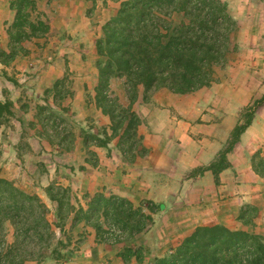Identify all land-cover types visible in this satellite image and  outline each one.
<instances>
[{
  "label": "trees",
  "instance_id": "trees-1",
  "mask_svg": "<svg viewBox=\"0 0 264 264\" xmlns=\"http://www.w3.org/2000/svg\"><path fill=\"white\" fill-rule=\"evenodd\" d=\"M40 1H11L10 8L16 17L8 29V48H0L3 66L9 67L26 55V43L45 39L49 34V21L38 8ZM238 30L224 0L121 2L117 14L102 26L95 41L97 85L93 99L110 124L97 133L91 126L82 129L86 162L97 166L98 156L92 148L111 151L109 145L115 140L116 149L129 163L145 157L148 150L139 133L143 121L134 105L150 102L162 89L184 95L210 87L217 68L224 67L236 49L234 38ZM116 81L120 82L121 94L113 88ZM71 83L65 76L46 91V104L36 105L34 121L18 119L26 126L23 129L26 134H37L49 144L57 145L60 153L71 152L75 142L65 116L69 111L66 101L74 96ZM49 97L54 107L49 104ZM263 106L264 96L242 114L228 146L218 158L193 173L209 170L219 184V174L231 168L227 154L240 142L257 109ZM13 108L11 101H0V119L15 117ZM250 165L264 179V149L250 157ZM45 192L55 205L54 213L38 194L0 175V264L69 262L75 251L71 248L72 241L63 239L67 236V225L73 232L83 222L95 229L100 242L116 245L135 239V248L126 247L121 254L126 263L132 258L142 263L146 256L155 255L161 248L163 240L157 238L161 222L153 215L161 212L164 204L154 209L149 202L152 207H147L148 214L143 206L135 207L126 198L104 192L92 196L86 207L70 187L51 184ZM259 212L254 205L242 204L238 221L243 229L233 230L222 224L199 226L166 255L156 257L153 264H264V235L253 228ZM9 228L12 242L7 241ZM78 234L79 246L83 234Z\"/></svg>",
  "mask_w": 264,
  "mask_h": 264
},
{
  "label": "crops",
  "instance_id": "crops-1",
  "mask_svg": "<svg viewBox=\"0 0 264 264\" xmlns=\"http://www.w3.org/2000/svg\"><path fill=\"white\" fill-rule=\"evenodd\" d=\"M11 1L0 0V41L6 47L10 42L8 28L16 17L15 11L10 8ZM123 1L125 0H42L38 3L40 12L45 14L49 21L48 35L54 33L60 35V45L55 49L72 48L73 45L68 48L70 45L64 44V39H69V36L79 37V40L82 37L81 43L74 49L82 50L83 55H86L85 49L89 50V54H92V59H94L93 67L96 76L90 80H88L89 77H82L83 73L78 74L80 78L72 77L71 90L74 96L66 101L69 111L65 114L75 137L72 151L60 153L57 145L49 144L37 134H26L25 132L23 136L28 135L29 150L22 152L20 146L8 141L10 160L17 163L14 165L9 163L7 169H11V172L1 174V176L13 181L20 188L36 190L35 193L53 213L55 205L47 198L45 190L54 183L70 187L85 207L90 198L99 192L126 198L135 207L140 206V201L144 200L153 204H164L165 208L158 217L162 218L163 223H160L157 236L163 242L155 255L146 256L142 263L134 258L126 263L121 254L126 247L135 248V239L116 245L100 242L95 229L83 222L74 229L83 234V238L73 258L67 264H153L156 257L166 255L171 248L177 246L199 226L222 224L233 230L243 229L244 226L238 221L242 204H250L259 208V216L253 228L257 233L264 235V179L252 169L249 154L253 150L248 147L249 145H245L255 118L252 125L241 136L240 142L227 154L231 168L219 174V184L216 183L213 173L209 170L197 174L193 172L210 166L218 158L224 145H227L237 122L234 127L231 126L228 133L218 120L206 126L190 124L186 129L188 138L193 140L191 135H198L199 140L194 143H185V145H175L173 142H168L166 137L164 138L163 134L170 132L168 127L165 130L157 128L159 123L156 116L163 112L180 113L178 106L182 101L191 104L189 110L193 114H198L196 117L202 114L201 112L206 113L204 116L210 113L214 116L219 114L225 116L226 110L209 108L212 102L211 99L209 100L210 96L207 91L213 90V86L184 95L162 89L152 96L150 102H137L134 105V110L143 121L139 133L143 136L144 146L148 150L145 157L129 163L116 149L117 140H115L109 145L111 151L106 148H92L98 156L97 166H91L86 162V149L81 136L82 129L91 126L93 132L97 133L102 126L108 127L110 124L109 118L97 109L93 99L97 85L95 41L101 34L102 26L117 14L120 3ZM99 10L106 12L107 15L102 23L101 21L97 23L94 16V13ZM79 23L91 24L94 29L88 25L80 29ZM92 29L93 33L90 32ZM91 34H93L92 41L87 37ZM36 44L38 43L25 44L27 54L20 56L11 65L15 66V70H19L16 84L11 82L14 92L9 91L6 96L3 93L0 97V101H11L17 119L21 118L25 122L35 120L36 105L46 104L45 94L48 89H51L65 76H69L71 72L77 75L71 66L69 57L66 56L67 61L64 63H59L58 57L62 51L61 53L55 52L54 61L40 62L41 65H39V61L35 60V51L32 49ZM38 46L39 44L36 45ZM43 46L44 44H41L39 49H44ZM0 66L5 70L11 67L3 66L1 63ZM48 99L49 104L54 107L53 99L51 97ZM24 104L27 107L25 106L23 110ZM261 108L264 106L259 109ZM227 112L228 115L231 114V110ZM19 124L22 129H26L25 125L22 126L20 122ZM1 128L3 125H0ZM172 130L178 132L176 128ZM28 152L31 156H37V159L33 158L34 165L30 168L35 178L29 176L24 178V175L18 173L19 167L22 169L21 165H25L27 158L24 159V157ZM44 156L46 159H42ZM64 170L67 173H63ZM61 174H64L63 178ZM228 208L234 211V221L225 218ZM25 264L37 263L26 262Z\"/></svg>",
  "mask_w": 264,
  "mask_h": 264
},
{
  "label": "rangeland",
  "instance_id": "rangeland-1",
  "mask_svg": "<svg viewBox=\"0 0 264 264\" xmlns=\"http://www.w3.org/2000/svg\"><path fill=\"white\" fill-rule=\"evenodd\" d=\"M224 1L228 3L229 12L237 21L239 26V30L234 38V45L236 46V49L229 55L228 61L224 65V67L217 68L215 81L211 85L213 86V90H208L207 92L209 93L208 96H210L209 100L211 99L212 102V104L209 105V108H217L222 111L226 110L225 116L221 114L214 116V114L211 113L204 116L206 113L201 112V116L199 115L200 117H196L198 114H193L192 112H190L189 109L191 104L187 101H182L181 103H179L178 108L180 113H177L175 111L169 114L167 112L159 113L156 116L158 117L157 122L159 123L157 128L165 130V128L168 127V130L170 132L163 134L164 138L166 137L165 139L168 140V142H173L175 145H185V143L198 142V135H191L193 140L188 138V132L186 129L190 124H192L193 126L196 124L206 126L211 125L212 121L218 120V122H221L223 124L225 132L228 133L231 126L234 127L236 122L238 123V121H240V119L242 118V114H244L247 109L251 108L256 100L264 96V0ZM94 16L96 17L97 23L98 21H101L102 23L107 17L106 12H102L101 10L96 11V13H94ZM79 24L80 29L86 25L93 28L91 24ZM93 29L90 30V32L93 33ZM59 36L60 35H56L54 33L53 35H47L45 39L32 41V43L35 42L39 44L38 47L34 45L32 48L35 51V60L39 61V65H41L40 62L50 63L54 61L56 58V56L54 55L55 52L61 53L62 51V53L58 57L59 63H64L65 61H67L66 56L69 57L71 66L77 73V75H74L71 72L68 76L69 81L72 82V77L74 78L78 76V78H80V75H78L79 73H83L82 77H89L88 80L95 78L96 75L94 74V59H92V54H89L88 49L84 50L86 51L84 52L86 53V55H83L82 50L74 49V47H77L81 43L82 37H80L81 40H79V37L69 36V39H64V44L67 43V45H70L68 48L73 45L72 48L55 49L56 47H58V45H60L61 42V38ZM92 36L93 34H91V36H87L89 37L90 41L93 40ZM2 44L3 43H1L0 41V48L7 49L8 46L6 47L5 44ZM41 44H44V49L42 50L39 49L41 47ZM78 50L79 52H77ZM63 51L66 52L63 53ZM18 74L19 70H15V66L9 67L8 70H5V68H2L0 66V97L1 94L4 93L6 96L7 93L9 94V91L11 92L12 90H14V86L11 84V82H15L16 84V78L18 77ZM8 82L10 84H8ZM113 88L117 93L121 94V86L119 81L113 83ZM32 104L36 105L34 103ZM229 110H231L230 115H228L227 112ZM201 111L203 110L201 109ZM0 124L3 125V128L0 129V175H4L11 172V169H7V165L9 163L12 165L17 163L14 162V160H10V156L8 155L10 151L8 141L13 143L14 145L20 146V148H22V152H27L29 150L28 147L30 142L27 139L28 135L23 136L25 131L20 126L16 116H3L0 119ZM172 128H176L178 132L176 133L174 130H172ZM246 144L249 145L248 147L253 150V152L249 154L250 157L258 150L264 149V108L257 109L255 115V123L246 139L245 145ZM227 146L228 143L227 145H224L222 151H224ZM33 158L37 159V156H31L30 152H28V154L24 157V159H26L25 165H21V167H23L22 169H20L19 167L18 173L24 175V178H26L27 176L31 178L34 177V174H32V172L30 171L32 165H34ZM48 158L50 159L49 156ZM42 159H46V156H44ZM18 165L20 166L19 163ZM64 171L65 172L63 173H67L66 170ZM61 175L63 178L64 174ZM28 191L32 193L36 192V190L33 189H30ZM39 192L41 193L40 190ZM43 199L45 198L43 197ZM149 202L150 201L147 200L140 201V206H143L145 208V212L148 214L149 211L147 207H152ZM157 206L158 204H154V209H156ZM232 210L233 209L228 208L225 218L234 221L235 216L234 211L232 212ZM159 215H161L160 212H157L155 215H153V217H155L157 221L160 220L161 223H163L162 218H158ZM8 230L7 241L12 242V230L10 228ZM66 231L67 236L63 239H70L72 241V244L74 245L71 248L73 249V251H76V248H78L77 239L79 234L77 231L72 232L68 225Z\"/></svg>",
  "mask_w": 264,
  "mask_h": 264
},
{
  "label": "water",
  "instance_id": "water-1",
  "mask_svg": "<svg viewBox=\"0 0 264 264\" xmlns=\"http://www.w3.org/2000/svg\"><path fill=\"white\" fill-rule=\"evenodd\" d=\"M165 207L164 206H162V209H164Z\"/></svg>",
  "mask_w": 264,
  "mask_h": 264
}]
</instances>
